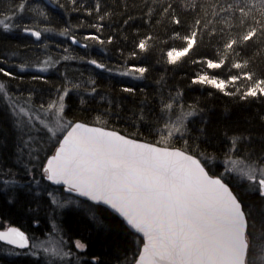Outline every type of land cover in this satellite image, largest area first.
Segmentation results:
<instances>
[{"label": "snow or ice", "instance_id": "1", "mask_svg": "<svg viewBox=\"0 0 264 264\" xmlns=\"http://www.w3.org/2000/svg\"><path fill=\"white\" fill-rule=\"evenodd\" d=\"M48 5L64 11L68 19L62 25L55 24ZM143 7L146 12L132 15L135 5L130 6L128 0L112 4L109 0H70V4L61 0H10L7 8L0 9V33L33 38L31 45L0 55V75L7 78L0 80V93L12 101L6 108L18 134L15 163L20 167L14 172L0 163V185L5 191L18 185L29 194L36 188L35 196L46 193L53 208L52 228L45 239L29 237L19 227L9 226L0 230V242L12 246L8 255L30 257L33 264H104L97 256L86 259L81 255L88 245L83 239L65 238L64 229L55 222L57 209L75 204L90 223L108 230L94 211L105 208L120 229L135 239L136 249L125 255L121 264H264V244L257 245L253 237L257 220L264 227V132L231 129V136L227 131L221 135L211 128L210 110L199 107L200 100L185 105L184 91L165 92L172 86L163 76L156 80L152 101L145 95L132 112V126L138 129L132 135L67 119V99L74 91L84 110L96 111L92 105L97 97L101 101L107 98L95 77L107 73L143 81L150 72L149 67L133 62L143 63L142 54L149 51L152 36L134 41L127 56L118 49L122 58L119 67L93 58V48L112 45L120 32L138 21L150 25L156 19L157 25L174 33L184 26L176 5L169 0H146ZM188 7L200 12L196 3ZM217 8L213 16L225 17L228 23V38L221 40L223 51L235 54V59L230 66L226 63L228 55L193 61L206 65V70L195 75L191 85L208 91L209 97L215 94L209 90L214 89L245 104L264 102V68L256 67L264 61V0H235ZM72 13L83 14L84 19L73 24ZM120 19L123 23L117 24ZM210 27L205 12L185 29V46L171 48L166 61L161 62L176 66L204 34L211 43L217 32L213 28L209 33ZM106 28L112 31L105 38ZM49 33L63 40L49 41ZM224 34L222 28L219 35L223 38ZM134 35H141L139 29ZM122 38L127 40V34ZM53 44L57 52L64 53L55 60L50 54ZM72 46L82 49L84 55L70 54L75 51ZM34 51L45 52L47 58L41 61L31 57ZM73 60L79 65L71 69L73 75L65 65L64 72L59 73L61 83L49 88L47 94L43 87H36L49 84L45 75L49 69L59 72L56 66L61 61ZM209 69H227V74L221 78L219 73L210 74ZM121 92L134 97L136 88L124 86ZM123 99H108L103 115L115 116L119 122ZM38 110L54 114L53 128L36 125L33 115ZM25 116L27 120L22 119ZM140 128L156 139H141ZM180 141L179 147L174 146ZM209 147L214 149L212 153L207 151ZM52 186L77 195L65 198L60 188ZM250 196L256 201H249ZM15 202L13 194L8 203ZM35 224L38 227L39 221Z\"/></svg>", "mask_w": 264, "mask_h": 264}, {"label": "trees", "instance_id": "2", "mask_svg": "<svg viewBox=\"0 0 264 264\" xmlns=\"http://www.w3.org/2000/svg\"><path fill=\"white\" fill-rule=\"evenodd\" d=\"M10 0H0V9L7 8ZM19 2V0H16ZM63 3H69L70 0H61ZM90 2V0H89ZM119 0H109V3H118ZM146 0H128L130 6L135 5V10L131 11L132 15H141L142 12H146L147 9L143 7ZM176 5L177 13L183 21V27L177 28L176 33H179V36L172 31H165V27L157 25L156 19L152 23L145 24L142 22H137L132 24L120 32L116 38L115 43L112 45H106L103 49L99 46L92 49V57L103 59L105 62L110 65L119 67L122 64V58L118 55L117 50L122 49L124 55L127 56L128 52L132 50L134 41L144 38V36H152L153 40L149 41V51L142 54L143 63L134 61L139 66H146L150 68V72L146 80L143 81H133L126 77L119 76H109V74L104 73L101 76L95 77L98 80V89L102 93H107V98L103 101L99 100L97 97V103L92 105L93 108H96V111L84 110V106H81L79 100L69 104L70 113L76 118H82L84 122L91 123L93 125L105 126L108 129H114L121 131V134L132 135L138 131L136 127H133L134 123L132 118V112L136 110V106L144 100L145 95L149 101H152L154 92L156 90V80L160 79L162 76L165 78V81L168 85H171V89L165 88V92L171 90L175 93L176 90H182L185 92V105L192 104L196 100H200L199 107H203L210 110L211 118V128L217 130L221 135L226 131L229 136L233 134L231 129H238V131L246 132V130H252L255 134H260L264 132V123L261 122V117H264V102L255 101L250 104H245L240 102L232 97L225 96L222 93L216 92L214 89H210L215 93L213 96L209 97V92L204 91L199 86L191 85V80L198 73H202L206 70V65L194 64L193 61H199L207 58H216L221 59L226 55L229 58L226 60V63L231 64L232 60L235 59V54H226L223 51V43L221 40H226L228 38V23L226 22L225 17L216 18L213 16L214 11H218L217 5L226 6L227 2H235V0H169ZM191 3H196L200 6V12H196L193 9L189 8L188 5ZM50 11L53 12V18L55 24L62 25L65 20L68 19V15L57 8H52L51 5H48ZM207 13V22H209L212 27L209 28V33L213 31V28L217 32V36L211 40L209 43V35L204 34L201 40H198V45L194 48L193 51L189 53L187 57L181 59L176 66L167 65L166 63L161 62L166 61V53L171 48L175 47L177 49H182L185 44L182 40V36L185 35V29L188 28V25L192 22ZM2 18V17H0ZM127 18L126 16L124 17ZM84 19L83 14L77 15L72 13L71 21L73 24H76L78 20ZM159 19V17H157ZM91 22V19L89 20ZM117 24H122L123 20H117ZM167 24V22H165ZM225 30L224 37L221 38L219 32L221 29ZM139 29L141 33L140 36H135L134 32ZM111 29H105V38L111 33ZM127 34L128 39L124 40L122 37ZM49 38V41L59 43L63 38L59 37L55 33L46 34ZM82 35V33H81ZM33 38L30 37H21L19 33L15 34H2L0 33V55H10L11 50H15L18 47H23L25 44L31 45ZM75 51L70 54H79L84 55V51L77 46H72ZM161 52L164 53L163 58L161 57ZM219 52V54H218ZM50 54H52L53 60L58 58L59 55H63L62 52H57L55 44L50 48ZM251 52H249V55ZM31 57H39L40 60L47 58V54L43 51H34L29 54ZM12 62V61H9ZM65 65L69 67L70 76L73 75L71 69L77 68L78 62L73 61H61L60 64L56 66L59 69L57 72L56 69L50 70V74L46 75L49 84L48 85H37V88L43 87L47 94V90L53 86H57L61 83L59 76L60 72H64ZM257 68H264V61H259L256 65ZM210 74L219 73L221 78L227 74V69L221 70H207ZM85 73V77H87ZM7 78L0 75V80H5ZM25 79H30V76L25 75ZM13 84L15 81L12 82ZM124 86L135 87L136 95L134 97L128 96L126 93L121 92V88ZM54 91V89H53ZM75 92V91H74ZM77 95V93L75 92ZM27 95V93H25ZM72 96V95H71ZM68 102L71 103L70 98ZM113 97H124L123 99V110L120 112V119L117 122V117L112 116L108 117L103 115V110L107 106V100ZM47 98V95H46ZM1 99V97H0ZM74 101V99H73ZM76 101V100H75ZM39 102V101H37ZM119 111V110H117ZM238 122V123H237ZM16 131L13 127V122L7 115V109L2 107L0 101V156L1 159L5 160L8 164L12 165L13 161L11 159V149L16 143ZM139 132L141 133L140 138L154 141L156 138L148 135V130L145 128H140ZM183 142L180 141L178 144L174 145L179 147ZM213 143H217L216 140ZM209 153L214 151L213 148L209 147L207 149ZM215 164V162H211ZM23 161L21 162V165ZM222 170V169H221ZM243 189H241L242 191ZM34 196V195H33ZM17 197V196H16ZM40 197L33 198V201L37 203L40 201ZM249 201L255 202L256 197H248ZM18 198L14 204H6L5 202H0V214L7 216L12 220L19 221L20 225L24 227L23 223L26 222L30 217L38 216L37 208L33 210L26 204L29 202L26 200H21L19 202ZM38 207V206H37ZM95 213L103 218L104 224L108 226V230H105L103 226H96L90 223L86 218L84 213L81 210L77 211H68L63 213L62 222L64 231L71 237L76 239H83L88 247L86 253L81 255L85 256L86 259H90L92 256L99 257L104 264H121L124 260L125 255H131L137 247L135 239L128 237L121 229L119 222L109 215V212L105 208L101 207L99 209H94ZM28 212V214H27ZM254 243L257 245L264 244V227H262L259 220H257L255 230L253 232ZM13 264H25V262H16Z\"/></svg>", "mask_w": 264, "mask_h": 264}, {"label": "rangeland", "instance_id": "3", "mask_svg": "<svg viewBox=\"0 0 264 264\" xmlns=\"http://www.w3.org/2000/svg\"><path fill=\"white\" fill-rule=\"evenodd\" d=\"M42 61V60H41ZM50 70L52 69H49V72L45 75H49L50 74ZM72 96L75 97L76 99L79 100L78 98V95L75 94V92L72 93ZM0 101H1V104H2V107L4 109H7L6 108V105L11 103L12 101L5 98L3 93H0ZM39 102H37L38 104ZM51 118V119H50ZM22 119L24 120H27V116L25 117H22ZM33 119L35 120V123L37 126L39 127H44V128H53L54 127V122H55V117H54V114L52 113H49L47 111H43V110H38V114H34L33 115ZM67 119H73V120H79L81 122H84V120H82V118H76L75 116H73L70 111H68V116H67ZM89 124V123H88ZM89 125H93V124H89ZM58 131V129H57ZM14 134H16V142H17V131H14ZM49 135H52L51 132H49ZM62 138V137H61ZM11 159L13 161V164L10 165L8 164L5 160L1 159V156H0V163L3 164V166L5 168H12V170L15 172V171H20V167L17 166V164L15 163V160H16V156H15V153L17 152V147H16V143L15 145H13V148L11 149ZM22 162V161H21ZM26 162V159L23 161V163ZM19 178V177H17ZM39 175H37V179H39ZM26 182V181H25ZM47 184H50L49 182H46ZM45 186V183L42 182L41 184V187H44ZM54 188H60V191L64 193V196L65 198L71 196L73 198H75V196H73L72 194H69L67 192L64 191V189L62 187H58V186H52ZM38 189L34 188L33 189V193H35ZM52 189L49 188V191H51ZM13 194H15L16 199L18 198V201H21V200H26V202L28 201L29 204H26L27 206H29V211H31L30 208H33V210H36L37 208V212L38 210L44 208V207H48V205L46 204L45 201H47L48 204H50V198L47 197V194L44 193L42 194L44 196V199L45 201L41 198L40 201L37 203L36 201H33V198H35L36 196H33V194H29L27 192L26 189H22L20 188L18 185L17 186H13L12 188L8 189L7 191H5L3 189V186L0 185V202H5L6 204H8V199L9 197H11ZM81 201H83L82 199H80ZM38 206V207H37ZM76 206L75 204H72V205H68L67 207L63 208V209H59L57 210L56 212L60 215L61 217V220L59 219L58 224L62 229H64V227L62 226L63 225V222H62V214L63 212H68V211H72L73 209H71L72 207ZM77 210H80L77 206H76V209L74 211H77ZM28 214V212H27ZM39 215V214H37ZM38 221V220H36ZM31 224L33 223L35 225V228H33L34 230L36 229V224L34 221L30 222ZM47 221L44 220L43 223L40 224V226L37 228V231L38 233L35 234L34 230L33 229H28L26 230L29 234H31V237L35 236V237H39L40 239H45V234L49 233L50 231H46V225H47ZM51 228H52V225H51ZM65 232V231H64ZM69 235L65 232V238H67ZM73 240H75L76 238L75 237H72Z\"/></svg>", "mask_w": 264, "mask_h": 264}, {"label": "flooded vegetation", "instance_id": "4", "mask_svg": "<svg viewBox=\"0 0 264 264\" xmlns=\"http://www.w3.org/2000/svg\"><path fill=\"white\" fill-rule=\"evenodd\" d=\"M1 205V204H0ZM28 220L26 222L23 223L24 227H22L19 223V221H15V220H12L10 219L9 217H5L3 216L2 214H0V230H3V228L5 227H19L22 231H24L26 233V235H28L29 237H31V234H29L26 230H28L29 228L30 229H33L35 228V225L30 222L34 221L36 222V220L39 221V226L41 223L44 222V219L38 215L36 217H30V218H27ZM38 226V227H39ZM36 226V229L34 230L35 234L38 233L37 231V228ZM12 246H8V245H5L3 242H0V264H13L15 263V261H20V262H23L24 260L27 261L28 264H33V261H32V258L30 257H23V256H14V255H8V249L11 248Z\"/></svg>", "mask_w": 264, "mask_h": 264}, {"label": "bare ground", "instance_id": "5", "mask_svg": "<svg viewBox=\"0 0 264 264\" xmlns=\"http://www.w3.org/2000/svg\"><path fill=\"white\" fill-rule=\"evenodd\" d=\"M72 98H70V100H71V103H69L68 102V99H67V104H68V106H70L69 104H72L73 102H77V100L78 99H76L75 97H73V96H71ZM73 99H74V101H73ZM76 100V101H75ZM79 102H77V104H78ZM34 196H35V193H32ZM39 197H41L44 201H45V199H44V196L43 195H40ZM46 202V204L48 205V207L46 206V207H44V208H42V209H40V210H38V214L45 220V221H47L48 223H47V225H46V231H50L51 230V225H52V223H51V215H52V212H53V208L52 207H50V204H48L47 203V201H45ZM71 209H73V210H75L76 209V206H74V207H72ZM57 210H59V209H57ZM56 210V211H57ZM63 213H65V212H63ZM59 219L61 220V217H60V215L56 212L55 213V222L56 223H58V221H59ZM59 224V223H58ZM28 261V260H27ZM27 261H23V262H25V264H28L27 263ZM33 261V260H32ZM16 262H19V261H15V263Z\"/></svg>", "mask_w": 264, "mask_h": 264}, {"label": "water", "instance_id": "6", "mask_svg": "<svg viewBox=\"0 0 264 264\" xmlns=\"http://www.w3.org/2000/svg\"><path fill=\"white\" fill-rule=\"evenodd\" d=\"M89 126H97V125H89ZM109 130H112V129H109ZM51 184V182H49ZM58 187H61V186H58ZM66 192V190H64ZM69 194H72L73 196L76 197L77 194L75 193H69ZM79 199H82V200H86V198H83V197H80ZM142 246V245H141Z\"/></svg>", "mask_w": 264, "mask_h": 264}]
</instances>
